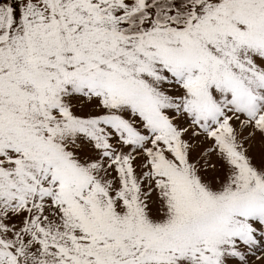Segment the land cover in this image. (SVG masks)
<instances>
[{
    "label": "snow or ice",
    "instance_id": "obj_1",
    "mask_svg": "<svg viewBox=\"0 0 264 264\" xmlns=\"http://www.w3.org/2000/svg\"><path fill=\"white\" fill-rule=\"evenodd\" d=\"M0 264H264V0H0Z\"/></svg>",
    "mask_w": 264,
    "mask_h": 264
}]
</instances>
